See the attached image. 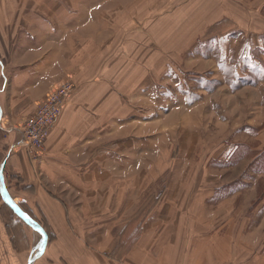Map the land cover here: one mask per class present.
Here are the masks:
<instances>
[{
  "label": "rangeland",
  "instance_id": "obj_1",
  "mask_svg": "<svg viewBox=\"0 0 264 264\" xmlns=\"http://www.w3.org/2000/svg\"><path fill=\"white\" fill-rule=\"evenodd\" d=\"M102 9V33L88 16L71 34L87 47L72 59L89 54L84 77L103 67L134 107L135 123L118 135L134 136V158L144 155L139 170L131 160L134 183L164 177L160 185L182 190L166 263L264 264V0H103ZM213 187L216 201L241 192L206 205Z\"/></svg>",
  "mask_w": 264,
  "mask_h": 264
},
{
  "label": "crops",
  "instance_id": "obj_2",
  "mask_svg": "<svg viewBox=\"0 0 264 264\" xmlns=\"http://www.w3.org/2000/svg\"><path fill=\"white\" fill-rule=\"evenodd\" d=\"M102 2L0 0V264H167V224L174 210L181 215L182 190L160 185L163 176L156 184L134 183L131 160L137 159L139 170L144 155L134 158V136H118L135 123L134 107L102 76L103 67L84 77L89 54L72 59L76 48L87 52L71 34L87 27L88 16L103 32ZM74 64L78 86L45 153L33 160L24 146L23 122L35 104L73 75ZM240 192L216 201L213 187L205 203L214 206ZM4 203L18 205L47 232L40 257L43 232L16 212L22 228L11 230ZM178 219L175 250L182 248L183 217Z\"/></svg>",
  "mask_w": 264,
  "mask_h": 264
},
{
  "label": "built area",
  "instance_id": "obj_3",
  "mask_svg": "<svg viewBox=\"0 0 264 264\" xmlns=\"http://www.w3.org/2000/svg\"><path fill=\"white\" fill-rule=\"evenodd\" d=\"M73 78H67L57 85L40 102L23 122L24 146L33 160L45 153V145L54 129L66 100L75 90Z\"/></svg>",
  "mask_w": 264,
  "mask_h": 264
},
{
  "label": "water",
  "instance_id": "obj_4",
  "mask_svg": "<svg viewBox=\"0 0 264 264\" xmlns=\"http://www.w3.org/2000/svg\"><path fill=\"white\" fill-rule=\"evenodd\" d=\"M2 181H4V180H2ZM3 184H4V182H3ZM5 198H6V201L8 202V192L6 189H5ZM11 206L17 214H19L23 218L28 219L32 224H34L36 227H38L43 232V234H44L43 246H42L41 251L39 252V254L37 256V257H40L44 253L45 248H46L48 241H49L47 232L44 230V228H42L40 225H38L36 222H34V220L26 212H24L23 210H21L20 208L14 206V205H11Z\"/></svg>",
  "mask_w": 264,
  "mask_h": 264
},
{
  "label": "trees",
  "instance_id": "obj_5",
  "mask_svg": "<svg viewBox=\"0 0 264 264\" xmlns=\"http://www.w3.org/2000/svg\"><path fill=\"white\" fill-rule=\"evenodd\" d=\"M3 207H4V209H5V215H7V212H6V209L8 210V211H10L12 214H14L15 215V210L12 208V206L11 205H9L8 203H4L3 204ZM28 213H29V210L28 209H25ZM6 219H7V222H8V227L11 229V230H15L16 228H22V224L20 223V221H18V220H15L13 217H8V216H6ZM8 228V229H9ZM9 229V230H10ZM10 230V231H11Z\"/></svg>",
  "mask_w": 264,
  "mask_h": 264
}]
</instances>
